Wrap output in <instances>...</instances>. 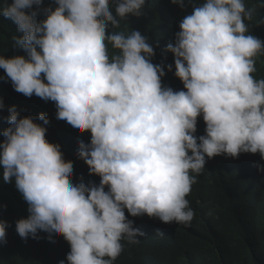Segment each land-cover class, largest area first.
<instances>
[{"label":"clouds","instance_id":"clouds-1","mask_svg":"<svg viewBox=\"0 0 264 264\" xmlns=\"http://www.w3.org/2000/svg\"><path fill=\"white\" fill-rule=\"evenodd\" d=\"M153 1L116 0L115 15L110 0L3 5L27 57H0V68L11 94L32 106L25 114L0 100V264H15V246L27 257L42 231L64 238L57 246L67 260L50 246L52 255L39 252L58 264H115L138 239L172 251L181 230L204 221L196 189L223 177L225 159L249 160L241 193L256 209L264 40L247 34L254 8L159 0L170 15L164 34L163 17L146 14ZM163 57L175 58V69Z\"/></svg>","mask_w":264,"mask_h":264},{"label":"trees","instance_id":"trees-1","mask_svg":"<svg viewBox=\"0 0 264 264\" xmlns=\"http://www.w3.org/2000/svg\"><path fill=\"white\" fill-rule=\"evenodd\" d=\"M148 1V0H147ZM153 1L151 12L146 14L163 17V33L170 34V16L164 10L167 5ZM13 0H0V57L6 59L15 56L27 57V53L16 46L15 39L24 35L18 26L2 15V7ZM115 2L110 0V10L115 15ZM247 8H254L252 19L245 20L248 34L264 40V0H244ZM27 14V10H26ZM163 63L175 69V58L163 57ZM264 72V71H263ZM0 100L4 97L15 104L17 112L27 114L31 103L14 97L9 87L12 84L4 69L0 68ZM7 80V82H5ZM247 161L225 159L219 161L221 173L217 172L219 181L201 180L196 189V197L202 201L205 211L204 221H198L193 227L181 230L176 236V246L172 254L165 255L167 264H264V176L253 180L257 189L256 209L251 210L243 200L242 188ZM222 180V181H220ZM243 184V185H242ZM2 198V196H1ZM4 199V197H3ZM7 209L17 207L13 201L2 203ZM151 217L144 215L137 229L144 228ZM138 239V238H137ZM138 243H128L123 247L121 256L115 264H138L137 252L149 256L151 245L138 239ZM148 259V258H146ZM145 259V260H146ZM145 264H165L155 257Z\"/></svg>","mask_w":264,"mask_h":264},{"label":"bare ground","instance_id":"bare-ground-1","mask_svg":"<svg viewBox=\"0 0 264 264\" xmlns=\"http://www.w3.org/2000/svg\"><path fill=\"white\" fill-rule=\"evenodd\" d=\"M149 2H150V0H148V1L146 0V3H149ZM177 7L180 9L182 8L179 6V4H177ZM44 20H46V19H42V21H44ZM8 22L13 23V21L10 19H8ZM178 25L179 24L175 25V29H176L177 33L180 31V28L178 27ZM146 37H147V35H146ZM260 59L262 60V62L260 64L261 69L264 70V58H260ZM42 77H43V74H42ZM263 79H264V77H263ZM47 103L50 104L51 106H56L55 102H53V101L49 102V100H48ZM204 125H205V122H204ZM62 126L63 125L61 124L60 127H62ZM198 131H199V126L197 128L196 135H197ZM87 145H90V143L87 142ZM1 201H2V203H7V202L12 201V200L8 197H4V199H3V196H2ZM9 210L13 211L17 216H19L23 219L24 216H23L21 208L11 207ZM59 238H60V236L54 237V236H52V234L50 235L49 233L44 232V231L38 232L37 238H35V241L28 242V247L30 249L29 255L27 257H25V255L21 253L20 247L15 246L13 249V252H12V259L11 260L14 261L15 264H21V263H25V264H58L56 261H54L53 256L57 257L58 259H66L67 260V255H60L59 254L60 250H62V249L58 248L57 245H58V243L61 242V240L64 239L63 237H61V239L59 240ZM47 246L51 247L50 251H52V249H57V250H55V255H53V256H39V252L42 249H45L47 252ZM69 250H70V248H69ZM162 253L163 254L167 253V255L172 254L171 251L166 250V252L164 253L162 250H160L159 247H153L149 252V256L142 255V253H139V251H138L137 257L135 260L138 261V264H145V261H150V260H152V258L155 257L156 259H159L163 263L167 264L166 263L167 261L159 258L162 255ZM48 254L52 255L50 253H48ZM146 258H148V259H146ZM215 264H219V263L216 262Z\"/></svg>","mask_w":264,"mask_h":264}]
</instances>
